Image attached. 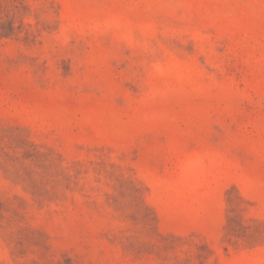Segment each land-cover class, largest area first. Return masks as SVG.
Here are the masks:
<instances>
[{
	"label": "rangeland",
	"instance_id": "rangeland-1",
	"mask_svg": "<svg viewBox=\"0 0 264 264\" xmlns=\"http://www.w3.org/2000/svg\"><path fill=\"white\" fill-rule=\"evenodd\" d=\"M0 264H264V0H0Z\"/></svg>",
	"mask_w": 264,
	"mask_h": 264
}]
</instances>
